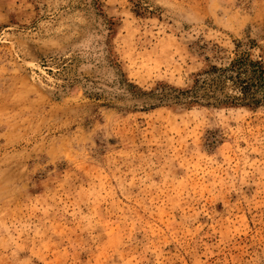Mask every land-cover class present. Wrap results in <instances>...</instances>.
I'll return each mask as SVG.
<instances>
[{"label": "rangeland", "instance_id": "obj_1", "mask_svg": "<svg viewBox=\"0 0 264 264\" xmlns=\"http://www.w3.org/2000/svg\"><path fill=\"white\" fill-rule=\"evenodd\" d=\"M262 71L264 0H0V264H264Z\"/></svg>", "mask_w": 264, "mask_h": 264}, {"label": "trees", "instance_id": "obj_2", "mask_svg": "<svg viewBox=\"0 0 264 264\" xmlns=\"http://www.w3.org/2000/svg\"><path fill=\"white\" fill-rule=\"evenodd\" d=\"M262 73H264V71H262ZM245 89V87H243Z\"/></svg>", "mask_w": 264, "mask_h": 264}]
</instances>
